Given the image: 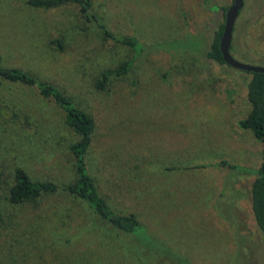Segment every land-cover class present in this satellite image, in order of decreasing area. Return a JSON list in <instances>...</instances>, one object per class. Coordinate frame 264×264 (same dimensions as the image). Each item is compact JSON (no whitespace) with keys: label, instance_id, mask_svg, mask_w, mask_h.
Here are the masks:
<instances>
[{"label":"rangeland","instance_id":"rangeland-1","mask_svg":"<svg viewBox=\"0 0 264 264\" xmlns=\"http://www.w3.org/2000/svg\"><path fill=\"white\" fill-rule=\"evenodd\" d=\"M233 2L93 0L113 33L187 47L144 54L129 76L101 90V72L133 59L131 50L105 41L94 27L86 30L75 5L45 10L0 0L3 66L54 83L94 119L88 162L101 195L119 213L135 214L154 246L193 264H236L240 245L242 264H264V235L251 203L256 177L221 164L255 171L262 163L261 142L238 125L251 110L252 74L207 57ZM60 34L63 51L53 44ZM231 54L264 67V0H245ZM77 140L65 113L35 89L0 87L5 172L22 163L35 179L68 184ZM4 211L13 221L0 227V264H170L146 262L125 235L94 231L92 213L71 196Z\"/></svg>","mask_w":264,"mask_h":264},{"label":"trees","instance_id":"trees-1","mask_svg":"<svg viewBox=\"0 0 264 264\" xmlns=\"http://www.w3.org/2000/svg\"><path fill=\"white\" fill-rule=\"evenodd\" d=\"M203 2L205 5H209V0H203ZM27 5L31 9L45 10L75 5L79 9L86 30L94 27L105 41L131 50L133 59L125 61L116 68H108L101 72L96 81L97 87L101 90L108 88L112 81L129 76L134 68L135 60L144 54L165 50L166 46H169V49L171 47L187 49L186 46L181 47L180 45L186 41L170 45L164 43L149 45L141 42L134 35L121 36L113 33L103 21L102 16L94 12L93 0H27ZM227 10L224 8L225 16ZM224 23L215 33L210 50L207 52V57L220 65H226L220 49ZM53 44L58 51H63L66 48V37L60 34ZM6 85L35 89L42 99L52 101L65 113L66 124L77 135L78 140L70 147L75 159V179L62 186L53 181L35 179L22 163H14L9 169L10 172H5L6 167L3 163L4 165L0 167V227L12 226V217L6 218L4 216L5 207H13L14 209L38 208L47 196H71L84 204L92 213L91 228L94 231L102 232L110 238H119L123 235L129 237L133 250L146 262L157 259L167 260L170 264H193L185 256L177 254L170 248L154 246L153 242H156L150 237L145 226L141 224L135 214L119 213L101 195L88 162L96 124L94 119L71 96L54 83L42 80L29 71L3 66V58L0 54V87ZM248 101L251 110L245 119L238 122V125L242 129L250 130L255 138L261 142L263 146L262 163L255 171H246V169L237 165H230L226 161L221 164L235 171L255 175L256 178L251 189L252 210L257 225L264 235V74H252V79L248 85ZM242 247L243 245L239 246L237 254L239 258H237L236 264H242L244 261Z\"/></svg>","mask_w":264,"mask_h":264},{"label":"water","instance_id":"water-1","mask_svg":"<svg viewBox=\"0 0 264 264\" xmlns=\"http://www.w3.org/2000/svg\"><path fill=\"white\" fill-rule=\"evenodd\" d=\"M245 0H234L233 5L227 10L224 23V31L220 40V49L226 65L250 74H264V67L253 66L237 61L231 54L234 29L241 11L244 9Z\"/></svg>","mask_w":264,"mask_h":264},{"label":"crops","instance_id":"crops-1","mask_svg":"<svg viewBox=\"0 0 264 264\" xmlns=\"http://www.w3.org/2000/svg\"><path fill=\"white\" fill-rule=\"evenodd\" d=\"M223 199V198H222Z\"/></svg>","mask_w":264,"mask_h":264}]
</instances>
